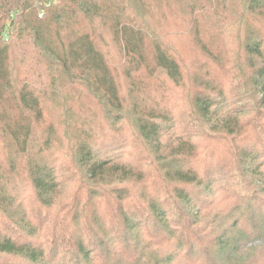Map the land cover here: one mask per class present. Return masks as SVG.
<instances>
[{
    "label": "trees",
    "instance_id": "1",
    "mask_svg": "<svg viewBox=\"0 0 264 264\" xmlns=\"http://www.w3.org/2000/svg\"><path fill=\"white\" fill-rule=\"evenodd\" d=\"M263 247L264 0H0V264Z\"/></svg>",
    "mask_w": 264,
    "mask_h": 264
},
{
    "label": "rangeland",
    "instance_id": "2",
    "mask_svg": "<svg viewBox=\"0 0 264 264\" xmlns=\"http://www.w3.org/2000/svg\"><path fill=\"white\" fill-rule=\"evenodd\" d=\"M178 11V10H176ZM172 12L167 16L163 17L164 19H167L168 22L166 23V27L171 28L173 27L176 28L177 26H179V24L181 23V19L182 17L180 16V14L178 12ZM174 13V14H173ZM163 23V24H165ZM187 47L185 46V51H186ZM185 59H187L188 55L185 52ZM248 264H264V247L258 251H255L253 255H251V259H250V263Z\"/></svg>",
    "mask_w": 264,
    "mask_h": 264
}]
</instances>
